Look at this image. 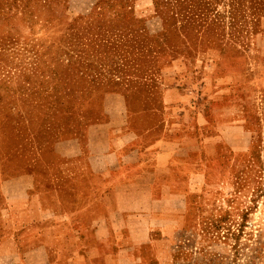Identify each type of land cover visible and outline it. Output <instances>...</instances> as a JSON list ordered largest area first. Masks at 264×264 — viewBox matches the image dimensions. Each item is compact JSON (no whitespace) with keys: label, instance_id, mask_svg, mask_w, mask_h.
I'll use <instances>...</instances> for the list:
<instances>
[{"label":"rangeland","instance_id":"374dc122","mask_svg":"<svg viewBox=\"0 0 264 264\" xmlns=\"http://www.w3.org/2000/svg\"><path fill=\"white\" fill-rule=\"evenodd\" d=\"M109 92L189 155L155 264H264V0H0V241L28 177L52 186L41 147Z\"/></svg>","mask_w":264,"mask_h":264},{"label":"crops","instance_id":"0c3cea01","mask_svg":"<svg viewBox=\"0 0 264 264\" xmlns=\"http://www.w3.org/2000/svg\"><path fill=\"white\" fill-rule=\"evenodd\" d=\"M84 123L41 147L46 196L31 195L28 177L9 200L0 264H155L160 242L183 224L181 139L167 128L138 132L122 92L105 94L98 110L92 104Z\"/></svg>","mask_w":264,"mask_h":264}]
</instances>
